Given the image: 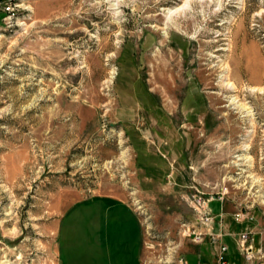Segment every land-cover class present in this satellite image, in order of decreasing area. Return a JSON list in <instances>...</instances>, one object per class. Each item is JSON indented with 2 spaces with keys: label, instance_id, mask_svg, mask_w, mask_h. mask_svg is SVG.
I'll return each mask as SVG.
<instances>
[{
  "label": "rangeland",
  "instance_id": "374dc122",
  "mask_svg": "<svg viewBox=\"0 0 264 264\" xmlns=\"http://www.w3.org/2000/svg\"><path fill=\"white\" fill-rule=\"evenodd\" d=\"M244 49L264 64V0H23L0 24V264H57L62 214L99 195L135 210L143 264L207 247L181 234L199 197L264 230V80L232 78Z\"/></svg>",
  "mask_w": 264,
  "mask_h": 264
},
{
  "label": "crops",
  "instance_id": "0c3cea01",
  "mask_svg": "<svg viewBox=\"0 0 264 264\" xmlns=\"http://www.w3.org/2000/svg\"><path fill=\"white\" fill-rule=\"evenodd\" d=\"M2 17L0 24L2 23ZM223 211L222 229L226 234L223 237V242L228 245L225 259L228 264H248L238 250L237 236L248 228L262 231L263 234L256 238L258 243L260 239V243L264 247V230L258 227L259 224L249 222L236 223L232 214L226 211L225 203ZM72 213L76 221L83 215L89 216L90 225H62V222L66 221ZM229 218L239 228L231 226L230 223L232 221L226 223ZM136 221L138 226H136ZM128 223H130V226ZM79 228L83 230L81 239L77 243L74 233H78ZM218 228V225H216L215 230L217 231ZM205 242L208 243L207 247L199 244L200 246L197 245L194 252L186 251L184 253L183 259L187 264H216L213 248L207 240ZM231 248L236 253L233 256L229 254ZM76 250L79 251V254L81 251L82 254L76 256L74 254ZM143 253V233L140 219L135 210L120 198L110 195H99L78 201L67 208L59 220L57 264H143Z\"/></svg>",
  "mask_w": 264,
  "mask_h": 264
},
{
  "label": "built area",
  "instance_id": "2783aa9c",
  "mask_svg": "<svg viewBox=\"0 0 264 264\" xmlns=\"http://www.w3.org/2000/svg\"><path fill=\"white\" fill-rule=\"evenodd\" d=\"M23 0H0V12L3 13L2 22L5 25L11 24L21 9ZM225 196L223 193L210 195L202 199L201 197L193 201L194 221L189 224H182V236L189 238L194 243H201L207 239L213 248L216 264H228L225 255L228 251V245L223 242L226 235L222 229V220L224 217L223 205ZM211 202H219L221 210L218 214H213L209 207ZM236 223L249 222L254 223L256 218L250 211L238 210L232 214ZM218 225L217 231L215 230ZM263 234L262 231H256L252 228L245 229L237 236V247L243 259L248 264H264V247L258 243L256 237ZM178 264H187L183 257L179 258Z\"/></svg>",
  "mask_w": 264,
  "mask_h": 264
},
{
  "label": "bare ground",
  "instance_id": "6f19581e",
  "mask_svg": "<svg viewBox=\"0 0 264 264\" xmlns=\"http://www.w3.org/2000/svg\"><path fill=\"white\" fill-rule=\"evenodd\" d=\"M174 11H175L174 9L169 10L168 14H173ZM250 49H252V48H250ZM249 52H250V50H248V49H246V50L244 49L241 51L238 61H236L235 63L233 62L234 69L232 71L231 76L234 80H236V81L239 80V74H237L238 69L236 68V66H237L240 70V73H242L244 75H248V78L252 83H259L262 80H264V64H263V62H261L259 60V58L256 56V54H254L253 52L252 53H249ZM227 86H230V88H233V89L236 88L233 84H227ZM259 90H261V89H259ZM230 102H231V104H234L237 108H240V109L243 108L242 104L239 103V99L237 98V96L231 98ZM245 109H246V106H245ZM6 264H7V262H6Z\"/></svg>",
  "mask_w": 264,
  "mask_h": 264
}]
</instances>
